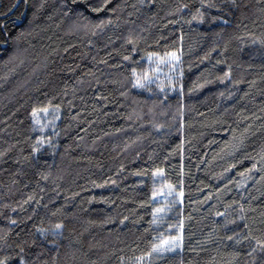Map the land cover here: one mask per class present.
<instances>
[{"label":"trees","instance_id":"1","mask_svg":"<svg viewBox=\"0 0 264 264\" xmlns=\"http://www.w3.org/2000/svg\"><path fill=\"white\" fill-rule=\"evenodd\" d=\"M5 38L0 260L264 264V0H0Z\"/></svg>","mask_w":264,"mask_h":264},{"label":"snow or ice","instance_id":"2","mask_svg":"<svg viewBox=\"0 0 264 264\" xmlns=\"http://www.w3.org/2000/svg\"><path fill=\"white\" fill-rule=\"evenodd\" d=\"M71 2L75 4L76 0H71ZM104 3L107 4L108 0H104ZM95 10L99 11V9H95ZM0 43H7V39L5 38L3 41H0ZM170 55L174 59L179 60V56H177L175 53H171ZM137 84L140 86H143L140 80H137ZM44 111H47V109H44ZM33 112L35 113L36 109H34ZM253 167H255V165H253ZM153 195H156V194L153 193ZM57 227H60V226L57 225ZM179 239H180L179 237L165 238L159 244L152 245V252L163 253V252H166L169 248H175L177 244L179 243ZM152 252H149L147 255L151 256ZM0 264H6V261L0 260Z\"/></svg>","mask_w":264,"mask_h":264},{"label":"rangeland","instance_id":"3","mask_svg":"<svg viewBox=\"0 0 264 264\" xmlns=\"http://www.w3.org/2000/svg\"><path fill=\"white\" fill-rule=\"evenodd\" d=\"M173 59V58H172ZM170 194H168L169 196ZM168 196H166L163 192L159 195V199H162V200H166V198H168ZM174 237H179L180 236H174ZM169 238V237H168ZM180 242H181V238L179 239V243L177 244V246L175 248H169L166 252H173L175 250H177L179 247H180Z\"/></svg>","mask_w":264,"mask_h":264}]
</instances>
